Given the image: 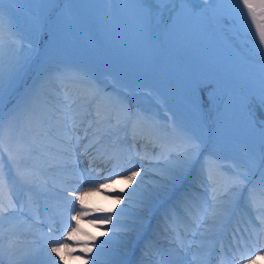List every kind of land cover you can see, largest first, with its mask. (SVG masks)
Wrapping results in <instances>:
<instances>
[{
  "label": "rangeland",
  "instance_id": "374dc122",
  "mask_svg": "<svg viewBox=\"0 0 264 264\" xmlns=\"http://www.w3.org/2000/svg\"><path fill=\"white\" fill-rule=\"evenodd\" d=\"M191 2L196 5L198 1ZM4 7L11 9L13 27L20 34H26L32 19L29 10L35 9L37 5L32 4L31 0H19L14 5L5 4ZM71 7L72 17L67 23L61 24L54 40L42 41L44 43L43 47L42 43L40 44L41 57L34 59L31 66L21 74L11 88L4 89L3 102L0 103V110L4 113L0 149L5 151V154L0 156L7 162L9 155L17 159L25 155L22 166H31L29 168L34 169L39 177L47 178L49 189L47 194H43L34 187L24 185L43 199L49 198L50 200L46 199L47 202L46 200L43 202L49 204L51 202L53 207L51 210L45 207L42 212L43 207L40 208L36 204L24 207L23 203V206H18L17 195L21 188L16 182L15 173L10 172L15 183L11 191L4 189L0 192V202L7 206L11 199L15 201L16 210L0 214L2 249L0 264H57L59 258L48 251L49 245L32 236L36 233L50 239L49 235L43 232L45 220L59 227L63 237L75 227L76 222L71 221V216L80 211V205L62 203L60 201L62 199H59L63 196L61 192H64L65 198L73 202L75 195L109 182L105 177L110 173L126 175L129 170H135L136 166L141 167L142 176L143 169H147L145 176L147 186H151L154 178L152 157L159 149L156 148L154 152L152 145L141 138L146 132L142 133L144 128L140 125L137 126L135 138L130 133L126 135L124 130L104 137L99 135L94 137L90 132L87 139H82L79 144H73L75 154L69 160L60 157V150L65 146L60 140L54 136L38 137L36 135L38 129L29 127L22 117L9 119L10 107L20 98L25 88L31 85L44 60L53 67L86 69L104 85L110 81L112 84L110 87L107 85L108 91L113 95L120 94L124 103L134 112L143 111L154 117L158 116L161 123L166 116L175 113L189 128L200 135L204 141L202 153L185 180V186L202 167H207L216 176L219 191L222 193L230 172L219 171L217 163L251 167L249 180L255 185V197H259L264 191V185L260 183L261 174L264 173L263 165L260 172L257 170L260 166L262 138L260 128L246 119L244 105L245 95L259 90L260 58L250 56L247 63H241L232 55L234 44L248 53L256 46L241 39H234L230 25L219 23L210 10L201 11L199 15H185L172 21H168L166 15L164 16L166 25L164 23L157 25L154 21L149 30L138 16L127 11L122 3L114 4L110 0H75ZM216 7L236 9L237 5L235 0H230ZM239 7L242 8V5ZM244 19H247L245 35L258 42L254 35L255 27L246 17V10ZM116 79L123 80L126 84L115 82ZM206 84L209 85V91L213 86L216 90L211 98L205 96L201 104L198 90ZM207 142L208 148L205 147ZM29 143L35 144L37 149L35 153L25 152L24 146ZM178 150L179 146L174 149ZM124 152L127 154L126 157L123 156ZM53 156L56 157L55 161L52 160ZM52 163L60 166L50 168L49 165ZM68 186L70 189L64 188ZM114 187L127 188V183L120 179ZM196 191L199 192L200 188L197 187ZM69 192L73 195L69 196ZM247 192L248 187H245L242 193L237 194L242 209L246 204ZM127 194L125 192L123 195L126 197ZM178 194L179 191L173 198ZM116 195L120 193L106 189L103 193L92 192L85 197V204L89 209L115 211L90 214L80 221L81 229L107 240L109 237L101 236V231L110 230L112 225H104L103 229H98L88 221L102 219L109 214L115 217L121 209H125L127 201L117 205L112 199ZM259 200L223 221L222 226L229 221L227 233L225 237L222 236L223 242H220L221 239L215 240L216 233L222 226L212 229L211 245L204 251L203 256L209 259L212 252L220 254L214 258L215 261H211V264H247L249 255H264V228L257 227L260 224V219L257 218L264 217V209L259 210L260 207L264 208V197H259ZM170 203L171 201H167L161 204L155 211H145L138 204L125 209V215L121 216L122 222L136 227L134 230L131 227L122 229L120 233L118 258L122 264H166L163 253L168 251L172 256L168 255L169 258L183 264L182 254L174 243V233L164 231V225L161 223ZM63 224H68L70 228L65 227L62 230ZM146 225L153 228L149 231L150 235H147ZM189 225L190 221L187 219L177 221L174 218L170 227L178 228L183 233L185 227ZM237 226L241 231L247 228L248 233L245 235L251 234L247 247L240 246V252L245 250L241 256L246 254L240 259L233 257L232 254L236 250L233 233ZM38 228L41 231L38 232L36 230ZM100 239L96 244L100 243ZM156 242L161 243L160 254L149 252L152 246L155 253L158 252L160 247L156 246ZM185 251L189 252L190 256L191 250ZM73 255L79 256L81 253L77 250ZM91 255L95 256L96 252ZM100 260L103 264L104 257ZM69 264H81V261L70 259ZM258 264H264V261H258Z\"/></svg>",
  "mask_w": 264,
  "mask_h": 264
},
{
  "label": "snow or ice",
  "instance_id": "6c2138e0",
  "mask_svg": "<svg viewBox=\"0 0 264 264\" xmlns=\"http://www.w3.org/2000/svg\"><path fill=\"white\" fill-rule=\"evenodd\" d=\"M18 2L19 0H0V103L3 102L4 89L11 88L21 74L31 66L34 59L41 57L42 41L54 40L61 24L67 23L72 17L71 5L75 0H31V3L37 7L29 10L32 18L31 26L23 35L11 23V9L4 7L5 4L14 5ZM110 2L124 4L126 10L137 15L149 30L154 21L157 25L159 23L166 25L165 14L168 21H172L185 15H199L201 11L206 12L211 9L219 23L230 25L234 39L241 40L244 38L247 26V19H244L246 10V17L255 27L257 46L248 53L234 44L232 55L241 63H247L250 56L260 58L259 90L245 95L244 106L246 119L260 128L262 138L260 163L264 165V0H235L236 9L212 7L223 5L230 0H202L203 9L201 4L194 5L191 0H110ZM61 5L64 7H60ZM240 5L242 8L239 7ZM215 90L213 86L209 91L207 84L201 87L198 90L201 104L204 97L211 98ZM113 92H115L114 88ZM195 94L194 91L193 95ZM21 117L29 127L38 129L36 133L38 137L54 136L65 145L60 150L61 159L70 160L75 154L73 144H79L82 139H87L90 132L94 137L97 135L104 137L118 130H124L126 135L130 133L135 138L138 125L146 131V135L141 138L152 145L154 152L156 148L159 149V152L152 157L154 178L151 186L145 184L147 169H143L144 176H142L141 167L136 166L135 170H129L126 175L112 172L105 177L109 182L75 195V202L79 203L80 211L71 216V221H75L76 225L63 237V240L72 241V244L57 240L54 242L56 246L51 247V253L59 257L57 264L61 262L69 264L70 259L80 260L81 264H90V262L101 264V257H104L103 264H122L118 258L120 233L122 229L131 227L134 230L136 227L122 222L121 216L125 215V209L130 205L138 204L145 211H155L167 201L171 203L161 223L164 225V231L174 233V243L182 254L183 264H211V258L205 260L203 253L211 245L212 229L222 226L223 221L235 212L246 209L256 196L255 185L249 180L251 167L228 166L224 163L216 165L219 171L230 172L222 193L219 191L216 176L207 167H202L185 186V180L202 153L204 141L201 136L189 128L175 113L166 116L161 123L158 116L154 117L143 111L134 112L124 103L120 94L113 95L108 91L107 86L86 69L53 67L49 66L46 60L42 61L31 85L25 88L20 98L9 109L10 120ZM3 127L4 113L0 110V132ZM177 146L179 150L174 151ZM24 150L32 153L37 151L34 143L26 144ZM25 158V155H21L18 159L9 155L6 162L3 156H0V192L4 189L11 191L15 179L10 172L11 167L14 166L16 179L47 194L49 189L47 178H41L34 169L22 166ZM52 160L55 161L56 157L53 156ZM59 166L56 163L49 165L50 168ZM120 179L127 183V188L114 187ZM260 183L264 185V173L261 174ZM197 187L200 188L199 192L196 191ZM245 187H248V195L242 209L237 194L242 193ZM129 188L131 191H128ZM106 189L120 193L112 197L117 205L124 203L125 200L127 203L125 209H121L115 217L109 214L102 219L88 221L98 229H103L104 225H112L110 230L101 231V236L109 237L103 240L82 230L80 221L93 213L115 211V209H89L85 204V197L92 192L103 193ZM178 191L179 194L173 198ZM125 192L128 193L126 197L123 195ZM68 195L71 196L73 193L69 192ZM14 210H16L15 201L9 199L7 206L0 202V214ZM174 218L177 221L184 219L190 221V225L185 227L183 233L178 228L170 227ZM257 227L264 228V217L260 218ZM51 231L50 228L49 232ZM246 233H248L247 228L243 231L239 226L235 228L233 239L237 241L236 251L240 250L241 245L247 247L251 234L245 235ZM98 239L100 243L96 244ZM49 242L53 243V241ZM109 245L116 247L109 248ZM185 249L191 250L190 256ZM77 250L81 255L74 256L73 253ZM94 251L95 256L91 255ZM258 261H264V255H249L247 258V264H258Z\"/></svg>",
  "mask_w": 264,
  "mask_h": 264
},
{
  "label": "bare ground",
  "instance_id": "6f19581e",
  "mask_svg": "<svg viewBox=\"0 0 264 264\" xmlns=\"http://www.w3.org/2000/svg\"><path fill=\"white\" fill-rule=\"evenodd\" d=\"M60 194L63 195V196H66L64 194V192H61ZM36 230L38 232L41 231L39 228L36 229ZM43 232L47 233L49 235L50 239H52L51 241H53V243H50L49 247H47L48 251L51 252V247L52 246H56L54 242L57 241V240H59V239H61V237L59 235H57L56 232H54V231L49 232V230H47V229H44ZM61 242L67 243V242H70V241H66V242L61 241Z\"/></svg>",
  "mask_w": 264,
  "mask_h": 264
},
{
  "label": "trees",
  "instance_id": "16d2710c",
  "mask_svg": "<svg viewBox=\"0 0 264 264\" xmlns=\"http://www.w3.org/2000/svg\"><path fill=\"white\" fill-rule=\"evenodd\" d=\"M263 169V168H262Z\"/></svg>",
  "mask_w": 264,
  "mask_h": 264
}]
</instances>
